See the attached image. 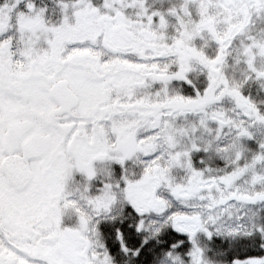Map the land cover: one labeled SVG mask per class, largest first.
Listing matches in <instances>:
<instances>
[{
    "label": "snow or ice",
    "instance_id": "6c2138e0",
    "mask_svg": "<svg viewBox=\"0 0 264 264\" xmlns=\"http://www.w3.org/2000/svg\"><path fill=\"white\" fill-rule=\"evenodd\" d=\"M0 264H264V0H0Z\"/></svg>",
    "mask_w": 264,
    "mask_h": 264
}]
</instances>
